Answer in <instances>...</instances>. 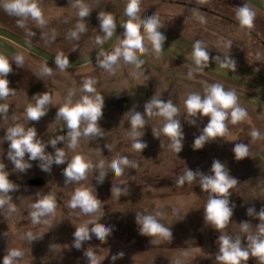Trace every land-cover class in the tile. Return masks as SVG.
<instances>
[{
  "label": "rangeland",
  "instance_id": "374dc122",
  "mask_svg": "<svg viewBox=\"0 0 264 264\" xmlns=\"http://www.w3.org/2000/svg\"><path fill=\"white\" fill-rule=\"evenodd\" d=\"M2 2L0 0V24L14 27L40 46L68 58L83 57L95 50L101 45L97 43L98 37L103 41L107 39L104 33L93 39L84 35H79V39L69 37L81 23L75 22L80 19L79 9L73 6L75 0H36L46 21L43 27L31 18L24 21L23 27L18 26L21 18L9 15ZM83 3L91 11L88 17H94L106 8H126L128 0H83ZM242 5L238 0H144L138 17L159 20L158 30L167 38L164 50L156 57L145 38L149 51L140 55L143 66L135 69L121 60L114 74L99 67L96 60L61 71L56 65L42 63L0 38V55L6 57L13 68L7 76L9 87L15 89L13 95L0 100V104L8 105V112L0 116V163L6 165L8 178L16 187L9 194L10 203L0 206V264L11 249L23 252L16 264H89L86 251L93 253L96 264H219L216 260L219 235L240 237L241 247H248L247 236L257 234V224L264 223L247 213L249 208L259 212L264 207V15L251 6L255 12L253 26L241 28L236 11ZM140 31L144 35L142 27ZM122 39L123 32L109 51L119 46ZM197 40L203 42L210 54L209 67L193 72V77L189 78V71L195 67L191 53ZM17 55L23 57L20 67L15 63ZM217 55L235 60V72L214 62L212 57ZM45 66L52 69V75H42ZM134 72L138 74L133 75ZM88 78L96 81L95 94L105 99L103 116L98 122L104 131L103 137L82 136L73 150L67 147L66 125L62 119H55L56 112L65 104L70 90L74 92L73 104L84 95H94L81 91L83 81ZM214 83L222 84L225 90H234L239 105L247 110L248 116L235 125L229 124V132L223 138L194 150L193 141L208 123V117L196 118L195 124L189 123L191 118L186 114L184 101L189 93L203 95L205 85ZM36 86L39 88L33 89ZM46 91L51 94L53 105L38 122L28 121L25 109L34 104L33 95ZM153 95L164 101L170 99L179 109L176 118L181 120L184 139L178 154L169 147L168 137L161 134L158 139L152 134V128L158 131L162 128L165 122L162 117L145 116L147 125L140 129L144 134L137 139L147 147L142 153L132 148L129 116L136 112L143 114L144 104ZM16 124L35 127L38 139L44 143L65 136L63 143L57 145L64 149L65 160L70 162L79 154L93 168L86 178L67 183L63 176L67 162L53 164L50 172H44L40 161H29L31 168L19 172L7 158L8 142L4 140L6 130ZM253 129L260 132V138L251 137ZM236 143L248 145V157L235 159ZM46 152L54 154L55 149L48 145ZM120 157H127L137 167L125 168L122 176H115L110 164ZM213 160L223 163L238 181L225 197L229 198L230 206H234L233 215L219 231L204 220L208 192L200 188V176L182 186L176 183L187 168L211 174ZM101 161L107 174L103 183H98ZM112 186L128 188V194L118 197L112 194ZM78 188L92 190L101 200L95 219L112 229L106 242L102 243L92 234L79 249L73 246L76 226L93 217L68 206ZM45 195L54 196L55 215L47 217V223L34 224L29 215L32 205ZM135 214L156 216L164 227L170 228L172 239L162 234L141 235ZM243 221L248 222L247 232L242 230L240 223ZM28 233L37 239L30 240ZM120 252L123 257L113 261L112 256ZM241 264H258V261L250 255L249 260Z\"/></svg>",
  "mask_w": 264,
  "mask_h": 264
},
{
  "label": "clouds",
  "instance_id": "9594fccd",
  "mask_svg": "<svg viewBox=\"0 0 264 264\" xmlns=\"http://www.w3.org/2000/svg\"><path fill=\"white\" fill-rule=\"evenodd\" d=\"M71 2V0H69ZM141 0H128L125 8V17L127 20L121 24L124 28L123 39L120 45L112 51H106L101 47L96 56V63L99 67L105 69L109 73L114 74L115 69L119 66V62L134 66L135 69H140L144 61L140 59V55L146 54L149 49L145 46V38L151 45V50L156 57H159L164 50L166 36L160 28V23L157 18H147L140 20L138 14L140 12ZM74 7L79 9L78 15L81 20H84L91 13L89 7L83 3V0H75ZM3 9L9 14L19 18L18 26L23 27L24 21L31 18L37 24L43 27L46 24L43 13L38 6L36 0H3ZM255 12L249 7V3L245 2L242 6L237 7L236 19L241 28H251ZM97 19L99 20V28L109 40L117 28L115 18L110 13L99 12ZM203 19V18H201ZM141 27L144 35L141 34ZM87 30V25L78 23L76 29L69 33L70 38L79 39V34ZM97 43L103 45L104 41L99 37ZM75 51V50H73ZM139 54V55H138ZM192 60L194 68L188 73V77H193V72H202L209 67L210 54L203 46V42L197 40L193 45ZM214 62H219L222 68H230L235 72L236 62L229 56L221 57L219 55L212 57ZM17 67L22 66L23 57L17 55L15 57ZM55 64L61 71L70 67L68 58L57 56ZM13 71L12 64L8 59L0 55V100H6L10 95H13L15 89L9 87L7 76ZM138 73L134 72L133 75ZM42 75H52V69L45 66L42 70ZM96 81L92 78L85 79L81 91L94 95H84L81 99L73 104L72 90L68 93V98L65 104L57 108L55 119H62L65 122L69 143L68 148L75 150L78 147L80 138L87 136L103 137V130L99 126V120L103 116V107L105 103L104 97L95 94L94 88ZM34 104H29L25 109V115L28 121L38 122L47 114L48 107L52 104L51 94L46 91L33 95ZM186 114L191 119L189 123L195 124L196 118L208 117V123L200 131V134L193 141V149H202L206 143L223 138L229 132V124L235 125L244 121L247 116V110L241 107L238 103V96L234 90H225L222 84L214 83L206 84L204 94L189 93L184 101ZM8 112L7 104H0V116ZM179 109L169 99L164 101L156 98L154 95L144 104V113L136 112L129 116L130 132L129 136L133 139L132 148L136 151L143 152L147 147L146 143L142 142L137 137H142L144 129L147 125L145 116L162 117L164 124L158 131L152 128L154 138L160 137L161 134L168 137L170 140L169 147L180 153L183 148V126L181 120L177 119ZM83 126V127H82ZM261 134L258 130L253 129L251 137L253 139L260 138ZM65 136H57L50 139L47 143L38 139L37 130L35 127L25 128L23 125L16 124L6 130L4 140L8 142L7 158L14 165V168L19 172H26L31 168L29 161H40V168L44 172H50L53 164L62 165L67 162V166L63 169L65 183L79 182L86 178L87 173L93 168L90 162H87L81 155H75L71 161L65 160L66 153L63 148L57 147L59 143H63ZM48 145L55 149L54 154L46 152ZM109 151V146L105 145ZM233 153L236 160H242L249 155L247 144L236 143L233 148ZM27 156V159L25 157ZM99 175L98 183H103L106 172L103 171L104 162L101 161L98 165ZM137 165L130 161L127 157H120L111 162L110 168L115 176H122L125 168L135 169ZM211 174L194 172L187 168L186 173L179 177L176 183L183 185L185 182H193L197 175L200 176L199 186L202 191L208 192V200L203 209L204 220L211 225L215 230L219 231L226 227L233 215V207L230 206L229 198H225L229 194V190L237 184V179L229 174V171L219 160H213L210 169ZM9 174L6 171V165L0 163V206L10 203L12 197L9 195L16 190L15 185L9 180ZM112 194L115 193L118 197L128 194V188L114 187L111 188ZM69 207L72 209L79 208L85 215L92 216L93 219L86 221L80 226H76L74 232V247L79 249L85 241L91 239L92 234L96 236L102 243L106 242L107 237L111 234L112 229L95 219V214L100 210L101 200L92 190L87 188H78L74 191ZM56 211V201L54 196L45 195L39 198L33 205L32 211L29 213L31 221L34 224L41 222L47 223V217L54 216ZM248 215H254L259 221H264V207L256 212L254 208L247 210ZM160 215V213H157ZM101 218V217H100ZM136 223L139 225V232L143 236H155L162 234L169 239H172L170 228L164 227L154 215L135 214ZM242 230L248 231V222L240 223ZM91 226V227H90ZM258 232L255 235H248V247H241V238L233 239L229 235L221 234L218 237L219 251L216 254V260L219 264H241V261H248L250 255L255 257L258 264H264V223L257 224ZM6 235V233H5ZM30 240H36L31 233H28ZM250 249V251H249ZM89 260V264H96L93 253L85 252ZM120 252L112 256L115 261L123 257ZM23 256V252L19 249H11L3 257L2 264H16L17 260ZM179 264V262H178Z\"/></svg>",
  "mask_w": 264,
  "mask_h": 264
},
{
  "label": "water",
  "instance_id": "95a60500",
  "mask_svg": "<svg viewBox=\"0 0 264 264\" xmlns=\"http://www.w3.org/2000/svg\"><path fill=\"white\" fill-rule=\"evenodd\" d=\"M243 2H248L250 7L252 6L254 9L257 11L261 12L264 15V1L263 0H241ZM125 11V10H124ZM127 20V17H125V12H123L121 18L117 22V28L113 34V37L110 38L109 40L106 39L104 41L103 45H100L99 48L96 50L92 51L91 53L79 57V58H68L70 62V67L68 68H76L80 66H85L93 61L96 60L97 53L100 51L101 47L104 48V50H110V48L113 46L115 41L118 39V37L122 34L124 28L121 26V24L125 23ZM0 38L12 43L13 45L21 48L22 50L28 52L29 54L47 62L52 65L55 64V58L58 55H55L53 53H50L44 49H40V47L34 45L33 43L27 41L26 39L14 34L13 32H10L6 30L5 28L0 26ZM65 58V57H62Z\"/></svg>",
  "mask_w": 264,
  "mask_h": 264
},
{
  "label": "trees",
  "instance_id": "16d2710c",
  "mask_svg": "<svg viewBox=\"0 0 264 264\" xmlns=\"http://www.w3.org/2000/svg\"><path fill=\"white\" fill-rule=\"evenodd\" d=\"M143 1H144V0H141V2H140V8L142 7V3H143ZM238 1L244 4V2H242L241 0H238ZM249 7H250V6H249ZM251 8H253V7H251ZM253 9H254V8H253ZM124 10H125V7H118V6H115V7H111V8L103 9L102 11H99V12L110 13V14L115 18V21H116V20L118 19V17L121 18L123 12H125ZM255 10H256V9H255ZM259 13H260V12H259ZM120 15H121V16H120ZM97 16H98V13H97L96 15H94V17L90 16V17H88V18H85L84 20H81V19L78 18V19L75 21V22H81V23H84V24L87 25V30H86L85 32H83V33H80V34H79L80 36H82V35H84V36H89V37H92V39H93V38H96L97 36L103 34V32H101V30H100V28H99V20L97 19ZM116 24H117V23H116ZM0 26L3 27V28H5L6 30H8V31H10V32H13L14 34H16V35H18V36H20V37L26 39L27 41L33 43L34 45L40 47V49L42 48V49H44V50H46V51H48V52H50V53H53V54H55V55H58V56H61V57H65V58H68L66 55H63V54H61V53H57V52H53L52 50H49V49L43 47L42 45L40 46L39 43H37V42H35V41H33V40L27 38L26 36H24V35L22 34V32L18 31V30L15 29L14 27L7 26V25L2 24V23L0 24ZM75 29H76V27H75ZM75 29H74V30H75ZM123 32H124V30H123ZM97 48H99V47H97ZM97 48H96V49H97ZM96 49H95V50H96ZM93 51H94V50H93ZM90 53H91V52H90ZM29 56L33 57L34 59H36V60H38V61H40V62H42V63H46V62H44L43 60H41V59H39V58H37V57L31 55V54H29ZM47 64H48V63H47ZM24 72H27V71H24ZM17 74L19 75L18 77H20V71H19V70L17 71ZM24 76H25V75H24ZM25 78L28 79V78H29V75H27ZM37 88H39V86H38V87L36 86V87H34L33 89H37ZM33 89H32V90H33Z\"/></svg>",
  "mask_w": 264,
  "mask_h": 264
}]
</instances>
